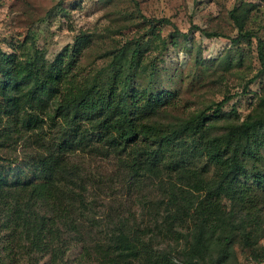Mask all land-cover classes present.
I'll use <instances>...</instances> for the list:
<instances>
[{
    "label": "trees",
    "instance_id": "16d2710c",
    "mask_svg": "<svg viewBox=\"0 0 264 264\" xmlns=\"http://www.w3.org/2000/svg\"><path fill=\"white\" fill-rule=\"evenodd\" d=\"M246 6L230 11L231 43L255 39L261 67L243 94L258 77L264 85V41L244 29ZM142 18L172 26L173 46L189 36ZM156 40L154 57L124 42L86 78L75 67L91 44L84 32L51 62L0 50V114L18 125L0 130V148L18 150L0 151V264H61L72 247L79 264H225L236 241L259 260L264 97L242 120L223 110L238 93L187 117L165 113L175 93L156 88L155 64L169 44ZM108 156L110 171L90 169Z\"/></svg>",
    "mask_w": 264,
    "mask_h": 264
},
{
    "label": "rangeland",
    "instance_id": "374dc122",
    "mask_svg": "<svg viewBox=\"0 0 264 264\" xmlns=\"http://www.w3.org/2000/svg\"><path fill=\"white\" fill-rule=\"evenodd\" d=\"M242 2L247 3L246 8L252 5L244 29L264 41V0H0V50L18 55L38 52L51 62L69 50L75 38L84 32L91 35V44L75 67L86 78L95 73L96 67L105 64L114 47L138 39L144 45L145 55L154 57L160 45L156 38H166L168 48L155 64L160 77L156 79V88L175 93L163 108L165 113L187 117L226 95L238 93L223 110L228 113L235 108L242 120L259 109L264 97L261 77L249 82L247 93H242L244 85L261 67L255 39L238 45L231 43L238 30L230 11ZM142 16L167 18L189 36L187 39L178 36V44L173 46L169 42L172 26L156 24L151 30ZM192 26L199 30H190ZM201 29L221 36L208 38ZM139 82L140 89L145 87L144 80ZM0 115V130H18L14 118L6 117L3 112ZM14 147L6 146L0 151L15 157L18 150L14 151ZM261 153L264 168V148ZM96 160L89 165L90 169L102 166L105 172L112 169L115 161L112 156ZM20 163L18 157L7 167ZM260 220L263 237L257 250L259 260H253L251 249L236 241L225 264H264V216ZM79 253V247H72L61 264H79L76 262Z\"/></svg>",
    "mask_w": 264,
    "mask_h": 264
}]
</instances>
